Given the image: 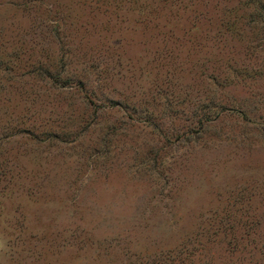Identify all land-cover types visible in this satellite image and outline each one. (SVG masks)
Here are the masks:
<instances>
[{"label": "rangeland", "instance_id": "obj_1", "mask_svg": "<svg viewBox=\"0 0 264 264\" xmlns=\"http://www.w3.org/2000/svg\"><path fill=\"white\" fill-rule=\"evenodd\" d=\"M0 264H264V0H0Z\"/></svg>", "mask_w": 264, "mask_h": 264}]
</instances>
